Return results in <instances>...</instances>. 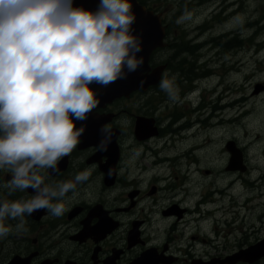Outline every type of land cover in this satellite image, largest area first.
Segmentation results:
<instances>
[{
    "label": "flooded vegetation",
    "instance_id": "1",
    "mask_svg": "<svg viewBox=\"0 0 264 264\" xmlns=\"http://www.w3.org/2000/svg\"><path fill=\"white\" fill-rule=\"evenodd\" d=\"M167 45L172 47L169 40ZM153 91L101 102L86 120L76 121L77 128L85 129L80 143L60 161L59 172L43 170L41 175L54 183L74 180L87 170L88 180L67 195V210L60 217L37 210L25 215L26 230L20 232L15 230L17 220L6 219L12 231L0 238V264H184L200 258L205 241L194 232L199 209L205 207L198 193L205 172L198 159L176 153L192 122L185 126L175 116L179 107L165 116L158 107L153 110ZM151 119L156 132L140 139L137 126ZM106 124L114 135L107 151H101L100 130ZM10 178L0 171V199L31 197L32 189L10 192L5 187ZM243 248L246 242L240 241L238 249L222 256Z\"/></svg>",
    "mask_w": 264,
    "mask_h": 264
},
{
    "label": "clouds",
    "instance_id": "2",
    "mask_svg": "<svg viewBox=\"0 0 264 264\" xmlns=\"http://www.w3.org/2000/svg\"><path fill=\"white\" fill-rule=\"evenodd\" d=\"M131 0H100L96 10L74 6V0H0V171L11 178L10 192L32 189L28 199H0V238L25 215L45 210L53 217L66 212L65 199L87 170L74 180L46 183L43 170L59 172L85 131L100 100L91 84L107 86L135 71L143 58L141 41L132 33ZM190 19L185 12L177 19ZM143 83V82H141ZM158 88L175 101V78L162 73ZM99 150L107 151L113 128H101Z\"/></svg>",
    "mask_w": 264,
    "mask_h": 264
},
{
    "label": "rangeland",
    "instance_id": "3",
    "mask_svg": "<svg viewBox=\"0 0 264 264\" xmlns=\"http://www.w3.org/2000/svg\"><path fill=\"white\" fill-rule=\"evenodd\" d=\"M141 1L164 14L165 21L170 26V42L173 44H179L181 40L185 42L186 38L181 32L187 30V35L189 33L191 35L188 37L189 40L198 38V42L204 46L198 52L200 61L195 55L196 49H193L195 52L182 53L177 60L173 59L175 52L170 48L157 54L154 58L157 62L172 61V69H168L167 75L169 78H175L178 96L175 101H172L157 88L150 97V100L153 101V110L158 107L162 116H165L176 106H183L184 110L188 111L187 103L181 102L182 95L195 90L213 91L224 83V87L219 88L211 101L217 104L219 99L225 103V111L214 112L213 108L218 107L217 104L211 105L210 109L205 112L206 115L209 114V117H213L209 121H202L201 114L194 113L193 116L194 122L214 126L219 121V125L224 126L221 129L217 127L209 129L208 132L201 130L199 141L195 140V144L193 143L195 146L201 144V147H204L203 142L208 141V138L212 141L209 144L213 143V146H205L209 148L193 152L194 155L200 156L201 168H209L207 167L209 163L212 168L216 169L215 175L211 179L205 180L204 185L198 181L200 192L205 190L209 183L207 186L209 190H227L225 192L228 194L224 197H216L219 201L215 210L218 209L219 212L213 215L215 219L221 220L226 225L223 232L215 230L212 234V237L218 242L217 246H221V249H212L211 243L205 249L209 254L214 255L215 253L220 256L238 249L240 241H247V247H249L257 241V238L264 236V92L256 94L257 88L264 86V0H231L230 2L221 0L220 3L215 0L203 2L187 0L189 1L188 8L194 12L188 13L190 19L180 23L183 25L178 24L177 19L186 11V3H181L180 0ZM222 1H227L223 4V8H228V10L222 14L223 20L218 22L215 17L220 15L219 9ZM203 4L208 5L204 6ZM199 6L202 7L198 8ZM200 28L209 30L204 35H200ZM222 35L228 36L225 38L226 40L237 37L242 41L241 47L238 44L237 47H234L233 52L222 53L212 44L214 42L212 39H217ZM222 41L225 42V40ZM200 97L201 92H196L191 97L187 96L186 100L196 106L200 103ZM234 102H236L235 107L229 108L230 104ZM206 115L202 118L206 119ZM165 124L168 125L169 122H165ZM199 128L200 126H197V129ZM236 139L247 151L246 159L250 166V173L245 175V181L241 182L239 180H244L242 175L231 177L223 173L226 157L224 159L222 153L225 144ZM187 151L191 153L189 147H187ZM202 155L204 158H201ZM191 157H193L192 154ZM221 172L224 175H219ZM233 205L242 207L240 211L242 219L238 224L244 229L241 234L232 231L226 237L230 230L228 224L232 223L233 216L239 213L234 211ZM211 227L201 226L203 231L207 230L209 233L212 232ZM201 250L203 249L201 248Z\"/></svg>",
    "mask_w": 264,
    "mask_h": 264
},
{
    "label": "water",
    "instance_id": "4",
    "mask_svg": "<svg viewBox=\"0 0 264 264\" xmlns=\"http://www.w3.org/2000/svg\"><path fill=\"white\" fill-rule=\"evenodd\" d=\"M100 0H74V6L84 7L87 10H96ZM132 12L135 20L132 25V33L140 41L142 50L137 53V58H143V63L133 72H128L125 68L126 75L119 78L115 82L110 83L113 89L107 91L110 95L120 96L122 93H128L132 90L147 89L150 86L157 85L162 77L165 67L152 69L150 67V58L153 52L159 47H164V29L161 26L159 16H155L153 12H149L145 7L141 6L137 0H131ZM143 82V83H141ZM263 91L262 87L257 88L256 94ZM228 150L232 155L228 171L245 172L243 165V155L239 151L234 142L228 144ZM264 257V241L255 247H252L245 255L238 260L225 261L224 263L235 264L238 261L255 263Z\"/></svg>",
    "mask_w": 264,
    "mask_h": 264
},
{
    "label": "bare ground",
    "instance_id": "5",
    "mask_svg": "<svg viewBox=\"0 0 264 264\" xmlns=\"http://www.w3.org/2000/svg\"><path fill=\"white\" fill-rule=\"evenodd\" d=\"M198 1H200V2H203V1H205V0H198ZM212 2H214V1H212ZM200 7V6H199ZM198 7V8H199ZM238 117V116H237ZM208 141H206V143H204V147L206 146V145H209V142H211V140L208 138L207 139ZM203 142V141H202ZM198 143V142H197ZM201 143V142H200ZM195 144V143H194ZM199 144V143H198ZM190 145V144H189ZM203 145V144H202ZM193 146H195V145H193ZM197 146V145H196ZM199 146V145H198ZM200 146H201V144H200ZM209 148V147H208ZM195 152H197V151H195ZM184 163V162H183Z\"/></svg>",
    "mask_w": 264,
    "mask_h": 264
},
{
    "label": "trees",
    "instance_id": "6",
    "mask_svg": "<svg viewBox=\"0 0 264 264\" xmlns=\"http://www.w3.org/2000/svg\"><path fill=\"white\" fill-rule=\"evenodd\" d=\"M235 46V44L234 43H232V47H234Z\"/></svg>",
    "mask_w": 264,
    "mask_h": 264
}]
</instances>
